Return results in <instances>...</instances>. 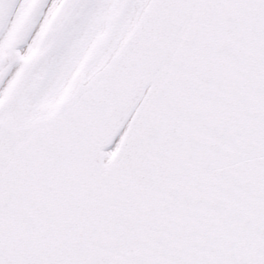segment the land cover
I'll use <instances>...</instances> for the list:
<instances>
[{
    "label": "snow or ice",
    "instance_id": "obj_1",
    "mask_svg": "<svg viewBox=\"0 0 264 264\" xmlns=\"http://www.w3.org/2000/svg\"><path fill=\"white\" fill-rule=\"evenodd\" d=\"M0 264H264V0H0Z\"/></svg>",
    "mask_w": 264,
    "mask_h": 264
}]
</instances>
